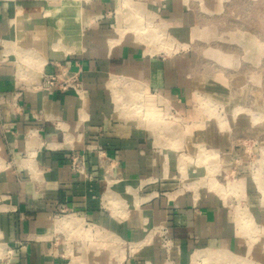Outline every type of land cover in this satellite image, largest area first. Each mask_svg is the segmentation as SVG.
I'll use <instances>...</instances> for the list:
<instances>
[{
    "label": "crops",
    "instance_id": "crops-1",
    "mask_svg": "<svg viewBox=\"0 0 264 264\" xmlns=\"http://www.w3.org/2000/svg\"><path fill=\"white\" fill-rule=\"evenodd\" d=\"M115 6V0H0V245L6 251L0 264H65L55 237L58 204L133 243L122 264H167L169 258L189 264L194 251L208 247L242 252L210 195L159 196L174 162L128 106L144 91L190 119L196 86L185 56L146 53L131 32L96 22ZM164 10L190 26L179 0ZM61 64L81 72L80 98L71 91L21 90L15 81ZM97 149L113 162L109 176ZM71 152L84 155L89 177L71 170ZM147 186L150 194L140 195ZM117 193L133 206L120 225L109 206ZM162 231L174 245L169 258L156 237Z\"/></svg>",
    "mask_w": 264,
    "mask_h": 264
},
{
    "label": "rangeland",
    "instance_id": "rangeland-1",
    "mask_svg": "<svg viewBox=\"0 0 264 264\" xmlns=\"http://www.w3.org/2000/svg\"><path fill=\"white\" fill-rule=\"evenodd\" d=\"M115 1V8L96 22L106 21L111 30L123 32L135 25L156 30L167 47L146 53L185 56L197 89L190 119L168 102L167 107L158 105L160 99L144 91L128 106L146 128L159 130L154 133L157 146L174 162L159 196L207 193L226 213L243 248L241 253L203 248L204 256L216 252V257L189 264H264V0H179L181 14L191 16L189 27L164 14L169 0ZM127 1L142 11L120 10ZM40 78L41 72L16 75L15 81L21 90L36 91ZM149 190L151 186L144 187L140 195ZM113 199L112 220L120 225L133 206L118 193ZM72 213L67 211L65 218L81 219ZM81 220L77 229L55 222L65 264L73 259L77 264H122L135 249L115 229ZM156 237L169 258L173 243L165 231ZM5 255L0 245V263ZM167 261L173 264L171 258Z\"/></svg>",
    "mask_w": 264,
    "mask_h": 264
},
{
    "label": "built area",
    "instance_id": "built-area-1",
    "mask_svg": "<svg viewBox=\"0 0 264 264\" xmlns=\"http://www.w3.org/2000/svg\"><path fill=\"white\" fill-rule=\"evenodd\" d=\"M57 70L51 73L41 72L39 84L36 86V91L50 92L57 91L59 93H67L69 91L75 93L79 98L83 93V82L80 71H72L69 67L61 64L57 66ZM158 97L157 95H153ZM152 96V97H153ZM96 159L99 167L102 169L104 177L109 176L113 170V162L110 160L103 150H96ZM69 165L71 170L79 176L89 177L85 168L84 155L81 153L71 152L68 155ZM69 211L64 204H58L55 211V222L66 219ZM72 215L77 216L76 213Z\"/></svg>",
    "mask_w": 264,
    "mask_h": 264
},
{
    "label": "bare ground",
    "instance_id": "bare-ground-1",
    "mask_svg": "<svg viewBox=\"0 0 264 264\" xmlns=\"http://www.w3.org/2000/svg\"><path fill=\"white\" fill-rule=\"evenodd\" d=\"M137 5L138 4H136V5L133 4V3L131 4L130 2L127 1V2H124V5H123V7H121L120 10L128 9V10H131V11L135 10V12H136L138 10H141V8L139 6L137 7ZM135 26L129 27V32L133 33L135 39L139 43H141L142 45L145 46L146 51H148V52H156V51H159L160 49L161 50H165L166 49L164 47V46H166V44L161 42V38L156 37V34H159L156 30L152 31V33H151L150 31H146V30H144L142 28H137ZM121 32H123V31H121ZM111 90H112V94H113V99L115 100V103L118 106V109L121 111V106L119 104V98L116 96V92L114 90V87H111ZM141 94H142V92H140L139 97H141ZM157 98H158V100L160 99V101L158 102V105H162V106L167 107V105H165V103H167V101L165 99L160 98V96H158ZM133 115L137 116L138 112L136 111V114H133ZM152 129H153L152 131L154 133H155V130H156V132L159 131L155 127H152ZM155 137H156V135H155ZM81 221H82L81 219H63V220H61V225L67 226V227H69L71 229H73V228L77 229V228H80L79 226H80ZM203 252H204L203 250L195 251L192 254V256H191L192 263H194V261H196L197 259H201L202 258L204 260V258H205V259L209 260V259H214L216 257V252H209L205 256H204L205 253H203ZM71 264H77V259H73V261H71Z\"/></svg>",
    "mask_w": 264,
    "mask_h": 264
}]
</instances>
